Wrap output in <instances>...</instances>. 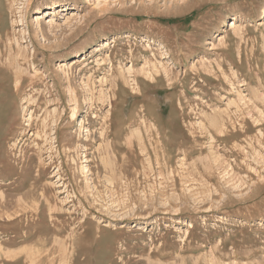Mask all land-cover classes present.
<instances>
[{
	"label": "rangeland",
	"instance_id": "1",
	"mask_svg": "<svg viewBox=\"0 0 264 264\" xmlns=\"http://www.w3.org/2000/svg\"><path fill=\"white\" fill-rule=\"evenodd\" d=\"M0 264H264V0H0Z\"/></svg>",
	"mask_w": 264,
	"mask_h": 264
},
{
	"label": "bare ground",
	"instance_id": "2",
	"mask_svg": "<svg viewBox=\"0 0 264 264\" xmlns=\"http://www.w3.org/2000/svg\"><path fill=\"white\" fill-rule=\"evenodd\" d=\"M154 67H155V66H154ZM164 70H165V69H164ZM165 71H166V70H165ZM148 75H149V74L147 73V76H148ZM75 115H76L75 112H73L72 115H71V118H72V119L75 118ZM213 122H214V121H213Z\"/></svg>",
	"mask_w": 264,
	"mask_h": 264
}]
</instances>
